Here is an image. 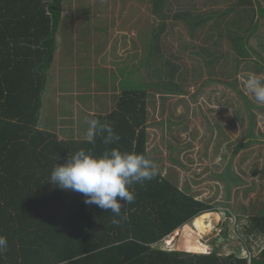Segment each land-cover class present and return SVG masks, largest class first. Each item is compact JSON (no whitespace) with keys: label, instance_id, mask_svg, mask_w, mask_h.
<instances>
[{"label":"trees","instance_id":"1","mask_svg":"<svg viewBox=\"0 0 264 264\" xmlns=\"http://www.w3.org/2000/svg\"><path fill=\"white\" fill-rule=\"evenodd\" d=\"M134 1L144 4L148 12L138 35L144 53L139 66L133 67L137 74L130 80L133 86L121 92L115 108L92 116L109 124L120 137L106 146L100 137L89 144L86 140H64L40 128L46 75L56 57L63 1L0 0V235L7 237L9 245L0 255V264H264V247L249 259L219 255L215 248L209 253L210 248L196 236L211 232L210 218L218 220V211L195 198L187 185L180 189L175 179L162 176L160 170L155 179L133 186L135 200L123 205L121 213L127 220L118 226L111 223L110 211L85 204L83 194L47 181L55 163H64L81 148L94 155L106 147L119 148L153 160L146 150L148 101L157 92L163 101L187 94L182 84L190 74L180 70L178 53L188 51V47L196 48L190 53L211 75L230 78L239 71H251L248 63L256 53L249 39L260 38L258 14L264 13L259 2L239 0L233 9L235 15L230 16L229 11L226 17L219 9L198 14L199 8L185 0ZM210 1L201 0L198 5L210 7ZM98 7L107 10L106 5ZM84 11L90 13V9ZM133 12L137 14L139 8ZM181 30L189 37L184 38ZM167 31L174 33L171 40L178 42L180 52L172 53L169 43L162 44L161 36ZM225 39L230 45L223 50ZM221 61L223 65L217 68ZM253 62L252 67L258 64L260 71L263 65L259 60ZM197 73L202 76L201 67ZM212 81L202 82L201 89ZM220 83L232 87L228 82ZM246 103L248 109L254 108ZM249 120L248 144L257 142L253 114ZM246 145L239 144L236 152ZM218 179L225 183V191L230 190V183L240 181L233 177L230 165ZM257 212L251 231L264 237V210ZM231 214L227 216L233 217ZM182 228L195 237L186 231L181 234ZM177 230L181 238L177 248L187 253L153 248ZM174 242L175 238L165 245L171 247Z\"/></svg>","mask_w":264,"mask_h":264},{"label":"rangeland","instance_id":"2","mask_svg":"<svg viewBox=\"0 0 264 264\" xmlns=\"http://www.w3.org/2000/svg\"><path fill=\"white\" fill-rule=\"evenodd\" d=\"M62 1V23L56 36V57L46 75L40 128L64 140H85V121L95 114L112 111L121 92L133 86L130 80L137 77L133 67L139 66L144 53L138 35L143 16L148 12L144 4L134 0ZM185 1L199 8L198 14L216 7L198 5L201 0ZM99 5H106L107 10ZM136 8L139 12L134 14ZM85 9H90V13ZM260 19V38H250L249 46L256 53L253 61L259 60L263 67L258 71L256 64L254 70L251 61L248 63L251 71L242 70L230 78L209 74L203 62L190 53L196 48L177 51L178 42L171 40L175 31L171 35L164 32L162 44L169 43L172 53L180 52V70L190 74L182 84L187 94L170 96L163 101L157 92L147 105L146 150L157 161L162 176L170 175L180 189L187 185L195 198L209 202L218 211V220L210 218L211 232L196 239L201 238L210 253L215 248L219 255L233 254L243 259L258 256L264 247V237L251 231L253 216L259 213L257 210H264V105L257 104L246 93L242 82V77L246 78L249 72L264 74V13ZM137 22L139 25H135ZM181 34L189 37L185 30ZM229 45L225 39L222 49ZM198 67L202 68V76H198ZM212 79L201 89L202 82ZM220 82H228L232 87ZM246 101L254 108L248 109ZM250 114L254 116L257 142L248 144ZM239 144L247 145L236 152ZM229 165L233 177L240 181L230 183V190L225 191V183L218 177ZM228 212L233 217L229 218ZM227 218L230 219L228 231L218 248ZM187 225L193 230L191 223ZM184 231L195 237L184 228L180 233ZM178 232L164 239L167 245L174 238L181 239ZM164 240L156 244L157 248L165 245Z\"/></svg>","mask_w":264,"mask_h":264},{"label":"clouds","instance_id":"3","mask_svg":"<svg viewBox=\"0 0 264 264\" xmlns=\"http://www.w3.org/2000/svg\"><path fill=\"white\" fill-rule=\"evenodd\" d=\"M242 82L246 93L257 104L264 105V74L249 72L246 78L242 77ZM85 122V140L89 144H94L96 137L106 146L120 139L109 124L99 119ZM158 173V165L143 154L106 147L100 155H94L91 150L81 148L68 155L64 163H55L47 181L62 190L83 194L85 204L110 211L111 223L118 226L127 220L121 213L123 205L135 200L133 186L155 179ZM8 247L7 237L0 235V255L6 253Z\"/></svg>","mask_w":264,"mask_h":264},{"label":"crops","instance_id":"4","mask_svg":"<svg viewBox=\"0 0 264 264\" xmlns=\"http://www.w3.org/2000/svg\"><path fill=\"white\" fill-rule=\"evenodd\" d=\"M248 1H251V2L254 1V2H256V5L259 2L262 5V8L264 10V0H245V3L248 2ZM237 2H240V1L239 0H211L210 1V7L211 6H216V7L208 8V10L212 9L213 11H215V10H217V7H218V9H219L220 12L223 11V16H226L227 17L229 11L232 12V13H230V16H233V15H235V13L233 12V9L236 8V3ZM259 16H262V14L261 15L258 14V17ZM259 27L260 26H258V28ZM175 240H176V243L174 242L175 245L173 244L171 247H168V246H165L164 245L162 248H160V250H163V251H177V252L187 253V252H184L183 250H180V249L177 248V247H179L178 242L180 240L179 239H178V241H177V239H175ZM165 243H166V241H165ZM159 244H162V242H160ZM159 244L157 243V245H159ZM216 247H217V245H216ZM153 248L159 249V248H157L156 245H154ZM218 248H219V246H218ZM209 253H207V254H209Z\"/></svg>","mask_w":264,"mask_h":264},{"label":"water","instance_id":"5","mask_svg":"<svg viewBox=\"0 0 264 264\" xmlns=\"http://www.w3.org/2000/svg\"><path fill=\"white\" fill-rule=\"evenodd\" d=\"M228 221H230V219H226V221H225V227H224V232H223V236L221 237V238H219V240H218V243H217V247H218V244L221 242V241H224V237L226 236V233H227V231H228Z\"/></svg>","mask_w":264,"mask_h":264},{"label":"bare ground","instance_id":"6","mask_svg":"<svg viewBox=\"0 0 264 264\" xmlns=\"http://www.w3.org/2000/svg\"><path fill=\"white\" fill-rule=\"evenodd\" d=\"M228 223H229V221H228ZM175 237V236H174Z\"/></svg>","mask_w":264,"mask_h":264}]
</instances>
